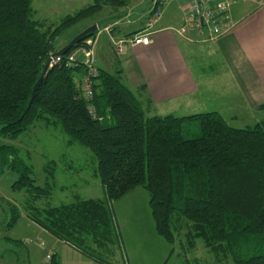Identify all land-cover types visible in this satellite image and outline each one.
Here are the masks:
<instances>
[{"label": "trees", "instance_id": "16d2710c", "mask_svg": "<svg viewBox=\"0 0 264 264\" xmlns=\"http://www.w3.org/2000/svg\"><path fill=\"white\" fill-rule=\"evenodd\" d=\"M105 4L113 6L93 0L52 26L34 19L32 0H0V136L15 140L41 121L59 127L68 145L91 151L104 192L101 199L75 195L71 203L39 209L34 204L51 195L50 186L36 185L17 149L0 142V172H13L12 189L28 194L27 218L85 258L112 264L122 238L113 203L142 187L155 231L167 243L186 228L189 246L202 240L217 261L228 256L233 264H264V120L235 128L217 111L150 115L120 72L98 68L95 55L88 93L80 59L49 67L32 98L55 39ZM94 26L61 56L95 36V24L77 35ZM14 211L11 224L20 218ZM48 258L60 264L57 256Z\"/></svg>", "mask_w": 264, "mask_h": 264}, {"label": "rangeland", "instance_id": "374dc122", "mask_svg": "<svg viewBox=\"0 0 264 264\" xmlns=\"http://www.w3.org/2000/svg\"><path fill=\"white\" fill-rule=\"evenodd\" d=\"M107 1L113 6L105 4L103 11L98 15L80 21L61 32L54 41L56 49L54 54L67 48L83 28L95 24L99 25V31L102 30L100 36H97L96 44L99 41L105 44L103 45L105 51L99 56L98 64L103 66L108 58L114 65L117 64L121 54L115 52L111 42V47L109 46L107 36L113 33L114 27L121 26L126 30L133 28L135 25H128L129 22L138 24L140 16L136 17L140 13L146 16V10L150 21L153 17L155 0ZM178 2L179 4L182 2L183 6L187 3L185 0ZM92 3L93 0H32V8L35 20L43 21L46 25L58 26L65 16L72 15ZM182 4L181 7H183ZM154 26L155 24L148 29L150 33ZM105 28L108 29V33L104 31ZM211 45L207 47L211 48ZM204 66L206 72L200 73L202 71L200 66L192 62L193 73L198 82L201 80L202 90H205L207 94L202 102H198L195 108L185 113L219 111L225 119H228L232 113L229 105L232 99L228 94L231 91L225 90L228 79L221 73L210 72L212 69H209L207 64ZM199 73L205 74L202 76L203 79L199 78ZM168 112L167 110L164 113ZM175 112L176 115H184L182 109H177ZM249 119V122L247 120L234 122L230 119L227 121L235 128L253 126L256 123L254 121L264 120V111L254 114ZM0 142L11 144L17 149L19 157L32 167L36 185L50 186L51 195L39 198L34 204L35 207L45 209L68 204L74 201L75 195L83 199L104 197L100 181L94 174L96 162L93 154L78 145H68L67 138L59 127L48 125L43 121L37 122L33 128L15 140L0 136ZM51 169L54 171V180L49 176ZM16 179V175L6 168L0 172V264H50L47 256L53 255L61 257L64 264H86L87 260L83 259L77 251L72 250L64 242L57 240L27 218L30 206L29 196L25 191L12 189ZM128 194L113 203L122 238L121 246L116 248L112 260H117L118 264H233L228 256L217 261L200 239H196L193 242L194 246L190 247L189 242L192 239L187 236L186 228L176 235L173 245L167 243L155 231L148 192L138 187ZM15 209L20 214V218L11 224Z\"/></svg>", "mask_w": 264, "mask_h": 264}, {"label": "crops", "instance_id": "0c3cea01", "mask_svg": "<svg viewBox=\"0 0 264 264\" xmlns=\"http://www.w3.org/2000/svg\"><path fill=\"white\" fill-rule=\"evenodd\" d=\"M178 1L181 0L169 1L163 7L162 17L152 29L150 44L127 47L117 64L114 65L109 58L103 66L98 64L99 56L105 51V44L99 41L95 46L98 68L110 73L120 72L122 83L136 95L148 114L176 115L175 111L182 109L184 115L180 116H185L193 114L185 111L195 108L207 94L202 90L200 80L205 75L200 73L206 72L204 64H207L212 69L210 72L221 73L228 79L225 90L231 91L228 94L232 99L229 104L232 113L228 119L249 122V117L264 111L261 108L264 104V0H239L233 3L230 8L232 27L214 42L202 40L194 33L183 38L175 32L189 11L188 3L183 6L181 2V7ZM146 12V16L140 13L136 17L140 16L138 24L129 22L128 25H135L129 30L114 27L113 33L107 36L109 46L111 38L119 39L146 28L149 21ZM209 44H212L211 48L207 47ZM192 62L202 70L199 73L200 82L193 73ZM167 110L169 112L164 113ZM71 249L86 259V264H99L85 258L77 249ZM60 261L64 264L62 259ZM112 262L118 264L117 260Z\"/></svg>", "mask_w": 264, "mask_h": 264}, {"label": "built area", "instance_id": "2783aa9c", "mask_svg": "<svg viewBox=\"0 0 264 264\" xmlns=\"http://www.w3.org/2000/svg\"><path fill=\"white\" fill-rule=\"evenodd\" d=\"M172 0H155L156 8L148 26L142 31L130 36L119 39H112L111 42L117 53H123L127 47L134 48L140 45H148L151 42V33L148 29L156 24L162 17V9L165 4ZM189 4V11L186 14L183 24L175 29V32L183 38L189 34H195L202 40L214 42L232 27L230 8L231 5L239 0H186ZM108 33V29H105ZM101 31H97L95 36L84 39L82 44L74 48L65 56L49 57V67L53 65L65 64L73 65L82 59V63L87 67L88 77L85 79V92L90 91L91 78L96 76L94 60V49L97 36Z\"/></svg>", "mask_w": 264, "mask_h": 264}, {"label": "water", "instance_id": "95a60500", "mask_svg": "<svg viewBox=\"0 0 264 264\" xmlns=\"http://www.w3.org/2000/svg\"><path fill=\"white\" fill-rule=\"evenodd\" d=\"M95 29H96V26L86 29L85 31H83L82 33H80L79 35H77V36L74 38L73 42L69 44V46L72 45V44H73L74 42H76L77 40L83 38L86 34L91 33V32H94ZM69 46H67V48H68ZM67 48H65V49H64L63 51H61L60 53H56V54L53 53V54H51V57L54 58V57H56V56H61L62 53H63ZM48 68H49V61H48L47 64L45 65L42 74L40 75L38 81L36 82V84H35V86H34V88H33V91H32V98L34 97V95H35V93H36V90H37L38 86L40 85L41 81L43 80V77H44V75H45V72L47 71Z\"/></svg>", "mask_w": 264, "mask_h": 264}]
</instances>
